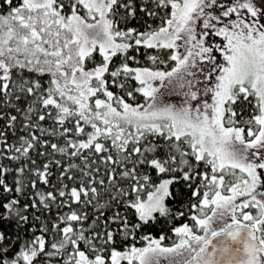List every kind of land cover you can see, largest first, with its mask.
I'll list each match as a JSON object with an SVG mask.
<instances>
[{"label":"snow or ice","instance_id":"obj_1","mask_svg":"<svg viewBox=\"0 0 264 264\" xmlns=\"http://www.w3.org/2000/svg\"><path fill=\"white\" fill-rule=\"evenodd\" d=\"M0 264H264V0H0Z\"/></svg>","mask_w":264,"mask_h":264}]
</instances>
